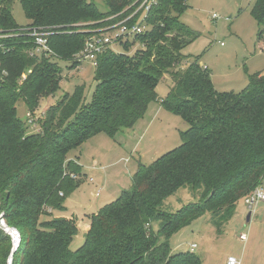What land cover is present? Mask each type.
Here are the masks:
<instances>
[{
  "label": "trees",
  "instance_id": "trees-1",
  "mask_svg": "<svg viewBox=\"0 0 264 264\" xmlns=\"http://www.w3.org/2000/svg\"><path fill=\"white\" fill-rule=\"evenodd\" d=\"M17 1L27 24L15 22V0H0V30L55 28L48 37L54 54L50 58H31L28 37L0 40L5 47L0 62L8 70L0 85V212L21 238L11 264H202L193 251L173 252L170 237L206 213L218 230L238 200L261 185L264 71L249 74L239 91H218L199 57L186 63L182 52L189 35L179 18L187 0H157L144 33L117 43L114 47L120 50L111 47L98 56L90 100L86 86L76 85L47 108L38 122L40 131L28 133L17 116V103L22 101L33 113L42 98L53 97L62 81L60 63L80 67L76 55L85 37L105 26L107 17H124L133 0H103L104 12L88 0ZM250 14L264 53V0H255ZM136 43L142 46L129 51ZM166 74L171 86L160 105L188 123L180 132L181 144L147 165L138 163L130 187L89 216L83 241L71 250L78 232L74 218L40 219L49 209L63 211L64 197L76 187L82 168L68 154L98 133L114 136L132 128L159 98L156 85ZM183 187L199 194V200L175 211L164 209L165 199ZM11 248L10 236L0 230V264H6Z\"/></svg>",
  "mask_w": 264,
  "mask_h": 264
},
{
  "label": "rangeland",
  "instance_id": "rangeland-1",
  "mask_svg": "<svg viewBox=\"0 0 264 264\" xmlns=\"http://www.w3.org/2000/svg\"><path fill=\"white\" fill-rule=\"evenodd\" d=\"M88 1L94 2L100 11L107 10L103 0ZM254 2L187 0L188 7L179 18L180 24H184L188 30L184 34L189 35V43L182 50L187 56L186 63L198 56L200 65L210 70L213 85L218 91H239L248 83L249 74L264 71V53H261L256 41L258 25L250 14ZM12 14L18 25L27 24L28 20L17 0L13 3ZM140 46L136 43L129 47V51L133 52ZM60 64L62 81L59 90L53 97L40 100L33 114L34 119L41 114L38 118L41 120L50 105L78 84L86 86V101L91 98L95 86L93 66L89 62H82L80 67L68 69L66 62ZM169 77L166 74L157 83L156 93L159 98L148 104L145 113L132 128L118 131L114 136L98 133L68 154L82 168V172L75 177L76 187L64 197V211L49 209L40 219L73 215L79 230L71 241V250H76L84 239L87 216L96 213L123 189L130 187L138 163L147 165L181 144L180 132L189 127L188 123L160 105V98L166 96L171 86ZM26 113L25 105L19 101L17 116L26 122ZM39 120L33 129L26 126L28 133L40 131ZM262 184L264 186V179ZM198 200L199 194H193L189 188L183 187L165 199L163 208L175 211ZM249 211L251 218L247 221ZM219 226L217 230L215 221L206 213L173 234L170 246L173 252L185 251L194 242L197 247L193 252L201 258L202 264H226L229 254L238 259L241 257L243 264H258V252L264 250V201L249 210L244 204V198H240L231 217L221 221ZM0 230L5 232L1 227ZM242 233L246 235L245 242L239 239ZM15 250L11 248L6 264H11Z\"/></svg>",
  "mask_w": 264,
  "mask_h": 264
},
{
  "label": "built area",
  "instance_id": "built-area-1",
  "mask_svg": "<svg viewBox=\"0 0 264 264\" xmlns=\"http://www.w3.org/2000/svg\"><path fill=\"white\" fill-rule=\"evenodd\" d=\"M156 2L157 0H133L126 9L130 12L121 19L114 20L117 14L107 17L108 23L105 26L91 30L90 34L85 37L83 48L76 55V58L82 62H89L93 68L96 67L98 56L108 48L114 47L121 41L132 39L135 35L142 34L148 29L145 20L149 10ZM137 15L138 18L134 22L131 21ZM213 16L216 15L213 14ZM52 28H55V26H20L12 30H0V40L18 36L28 37L27 42L32 45L26 51L31 58H36L37 60L50 58L54 56L48 45V37L52 33ZM0 49L5 51L2 43H0ZM30 72V68L24 71L18 79V83L21 84ZM7 75V68L0 62V85L4 82ZM34 112L30 113L27 111L26 113V126L31 129L37 125L38 118L41 116L39 114L34 119ZM260 201H264V190L261 185L255 187L250 194L244 197V204L249 210L253 209ZM0 227L10 236L12 249L17 248L21 239L20 233L16 228L6 224L2 212H0ZM239 239L245 241L247 238L245 234H240ZM194 248H196V244L192 243L190 250L193 251ZM226 264H240V259L234 255H228Z\"/></svg>",
  "mask_w": 264,
  "mask_h": 264
},
{
  "label": "crops",
  "instance_id": "crops-1",
  "mask_svg": "<svg viewBox=\"0 0 264 264\" xmlns=\"http://www.w3.org/2000/svg\"><path fill=\"white\" fill-rule=\"evenodd\" d=\"M205 66V65H204ZM261 187L263 188V190H264V186H263V184L261 183ZM102 207V206H101ZM65 209V208H64ZM64 211V210H63ZM93 214V213H92ZM91 214H89L88 216H87V222H86V224L84 225V230H85V233H86V231H87V229H88V227H89V216H90ZM61 216V215H60ZM62 216H65V215H62ZM68 217V216H67ZM70 217H72L73 218V215H70ZM251 218V217H250ZM250 220V219H249ZM78 230H79V228H78ZM243 234V233H242ZM262 236L264 237V230L262 231ZM247 240V239H246ZM245 240V241H246ZM244 241V242H245ZM262 242L264 243V240H262ZM194 243V242H193ZM264 245V244H263ZM190 246V245H189ZM197 247V246H196ZM175 249V248H174ZM188 251H191L190 250V248H189V250ZM258 254L260 255V257H259V261H258V264H264V250L261 252V251H259L258 252ZM229 255H231V254H229ZM239 259H240V264H243V260H242V258L241 257H239Z\"/></svg>",
  "mask_w": 264,
  "mask_h": 264
},
{
  "label": "water",
  "instance_id": "water-1",
  "mask_svg": "<svg viewBox=\"0 0 264 264\" xmlns=\"http://www.w3.org/2000/svg\"><path fill=\"white\" fill-rule=\"evenodd\" d=\"M250 216H251V211H249V212L247 213V216H246V220H247V221H249Z\"/></svg>",
  "mask_w": 264,
  "mask_h": 264
}]
</instances>
